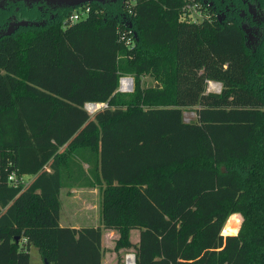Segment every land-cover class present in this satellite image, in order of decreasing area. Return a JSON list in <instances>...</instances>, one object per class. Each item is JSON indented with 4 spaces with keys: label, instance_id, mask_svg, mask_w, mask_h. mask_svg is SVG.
Masks as SVG:
<instances>
[{
    "label": "trees",
    "instance_id": "1",
    "mask_svg": "<svg viewBox=\"0 0 264 264\" xmlns=\"http://www.w3.org/2000/svg\"><path fill=\"white\" fill-rule=\"evenodd\" d=\"M193 1L201 20L179 18L184 0L94 1L66 24L71 8L22 5L28 21L0 34V264H29L30 246L47 264H101L102 228L136 264H264V19L252 47L246 8ZM127 74L133 91H118ZM11 171L33 178L10 185ZM80 174L99 185L102 226L59 225L63 178Z\"/></svg>",
    "mask_w": 264,
    "mask_h": 264
},
{
    "label": "crops",
    "instance_id": "2",
    "mask_svg": "<svg viewBox=\"0 0 264 264\" xmlns=\"http://www.w3.org/2000/svg\"><path fill=\"white\" fill-rule=\"evenodd\" d=\"M81 165L83 170H87L88 165L86 163L82 162ZM75 176H64L63 178L64 185L59 191V225L71 228L102 226L99 185H84V182L88 181V178L84 174ZM23 177H29V182L33 178L32 175L28 174H24ZM133 231H136V239L130 238V240L132 243H136L139 239V230L132 229L131 233ZM118 237V230L102 228L101 264H117L119 256L124 250V248L119 250L114 249L115 240ZM29 264H47L35 246L29 247ZM121 264L123 263L121 262Z\"/></svg>",
    "mask_w": 264,
    "mask_h": 264
},
{
    "label": "built area",
    "instance_id": "3",
    "mask_svg": "<svg viewBox=\"0 0 264 264\" xmlns=\"http://www.w3.org/2000/svg\"><path fill=\"white\" fill-rule=\"evenodd\" d=\"M193 0H184V4L181 8L180 14H179V18L182 20H188L190 21L188 18H186V14H188V10L191 9V7H195L196 6L201 9L203 12L204 10L200 7V4L198 2H195ZM123 2L125 3V5L128 6V9L130 11V7L133 3H135V0H123ZM91 10V6L89 3H85V4H79L76 5L75 7H72L71 10L64 16L63 18V23L66 24L68 22H73L76 20H79L81 18H84L89 11ZM207 16V14L204 12V17ZM192 21H198V20H192ZM116 33L118 35V41L122 42L124 45L130 47L133 46L134 44V39H133V33L132 30L130 28L129 25H117L116 28ZM132 76H121L119 79V91H128L131 89L132 86ZM217 84H220V82H214V81H207V86L206 89L207 91H211V92H218V91H214V90H218L220 88V86L218 87ZM89 105H94V102H86L84 104V107H86L87 110H90ZM106 106V105H105ZM96 107H93V110H95ZM92 110V111H93ZM91 111V110H90ZM7 182L10 185H25L24 182V177L23 175L18 176L14 171H11L8 176H7ZM25 241V239H23ZM122 263L123 264H136V253L134 250H126L123 254L122 257Z\"/></svg>",
    "mask_w": 264,
    "mask_h": 264
},
{
    "label": "flooded vegetation",
    "instance_id": "4",
    "mask_svg": "<svg viewBox=\"0 0 264 264\" xmlns=\"http://www.w3.org/2000/svg\"><path fill=\"white\" fill-rule=\"evenodd\" d=\"M97 0H86L79 4H85V3H91ZM116 0H103V1H97L100 3H108ZM123 1V0H122ZM223 1V4L226 8L232 13L234 10L240 11L241 8H246V11L248 12L246 15V18L243 19V23L247 24L250 28H254L256 30V43L259 42L260 35L262 32V28L260 26V21L264 19V8L260 5V3L257 0H221ZM8 2L17 3L15 6V12H11L9 15L11 20H19L22 18H29L31 13L23 11L21 9L22 5H25L30 11L37 9L38 10V17L41 19H45L47 16H54L57 13L63 12L65 9H70L72 6H65L62 4H59L57 0H6L3 5L7 4ZM210 2L214 3V6H217L219 4V0H210ZM78 4V5H79ZM245 4V7H243ZM10 20V21H11ZM9 21V22H10ZM243 24V25H244ZM248 36V33H247Z\"/></svg>",
    "mask_w": 264,
    "mask_h": 264
},
{
    "label": "rangeland",
    "instance_id": "5",
    "mask_svg": "<svg viewBox=\"0 0 264 264\" xmlns=\"http://www.w3.org/2000/svg\"><path fill=\"white\" fill-rule=\"evenodd\" d=\"M204 12L201 9H199L197 6H196V8L193 6V7H191V9L188 10V14H186V18H188L189 20H201L204 17ZM21 22L22 23L23 22H27V18H22V19H19V20H11L9 22V24H8V30L13 29L16 24L21 23ZM244 26H245V29L247 30V33H248V44L250 46L254 47L255 46V43L257 42L256 41V39H257L256 30L254 28H252V26H250V28H249V26L246 23L244 24ZM123 76H131V75H128L127 74V75H123ZM133 80L134 79H132L131 89L128 90V91H121V92H131V91H133ZM154 83H155L154 79L152 77H150L149 75H143L141 77V84H142V86L153 85ZM118 88H117V90L119 91ZM220 89H221V86H220V88L218 90H214V91H218L219 92ZM94 103L99 104V105H97V108H95V110H93V111L87 110L86 107H84L87 110V112L89 114H91V115H93L98 109H100L101 107H103L104 105H106V102H94ZM183 114H184V119L186 121H189V120L193 119L194 118V115H195L194 114V111H193V108H185L184 111H183ZM29 180H30L29 177H24V182L23 183L25 185H27L29 183ZM235 213H238V214L241 215V213H239V212H234V213H231L230 215L235 214ZM229 216H228V218H229ZM241 217H242V215H241ZM242 220H243V217H242ZM242 220H241V223H242ZM131 234H132V236H131ZM135 234H136V231H133L132 233L130 231V233H129V239L130 238L136 239V235ZM126 250H134V249L133 248H124V250L122 251V254H124V252ZM122 254L119 256V259L117 261V264H121V262H122L121 259L123 257Z\"/></svg>",
    "mask_w": 264,
    "mask_h": 264
},
{
    "label": "water",
    "instance_id": "6",
    "mask_svg": "<svg viewBox=\"0 0 264 264\" xmlns=\"http://www.w3.org/2000/svg\"><path fill=\"white\" fill-rule=\"evenodd\" d=\"M6 0H0V7L3 6V3L5 2ZM83 1H86V0H57V2L59 4H62V5H65V6H72V7H75L76 5H78L79 3L83 2ZM97 1H103V0H97ZM28 21V19H27ZM22 23V22H21ZM23 23H26V22H23ZM19 24V23H18ZM14 29V28H13ZM13 29L11 30H8V26L7 28L4 30V31H0V34H9ZM221 84V83H220ZM96 104V103H94ZM105 106V105H104Z\"/></svg>",
    "mask_w": 264,
    "mask_h": 264
},
{
    "label": "bare ground",
    "instance_id": "7",
    "mask_svg": "<svg viewBox=\"0 0 264 264\" xmlns=\"http://www.w3.org/2000/svg\"><path fill=\"white\" fill-rule=\"evenodd\" d=\"M217 86L219 87V84H217ZM95 105L97 106L98 104H94V105H92V106H95ZM89 106H90V105H89ZM89 108H90V107H89ZM90 110H91V108H90Z\"/></svg>",
    "mask_w": 264,
    "mask_h": 264
}]
</instances>
